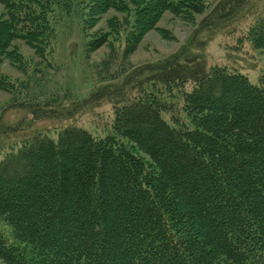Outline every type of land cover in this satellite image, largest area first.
<instances>
[{"label":"trees","instance_id":"16d2710c","mask_svg":"<svg viewBox=\"0 0 264 264\" xmlns=\"http://www.w3.org/2000/svg\"><path fill=\"white\" fill-rule=\"evenodd\" d=\"M120 1L103 6L121 10ZM242 1H219L177 51L130 66L123 58L145 24L164 10L191 20L202 9L185 0H131L133 8L123 7L126 33L111 23L104 36L89 31L96 0H0L8 10L0 55L11 63L22 57L8 38H22L46 60L52 55L57 7L78 8L86 55L112 34L122 45L120 58L113 45L95 65L99 85L81 101L69 93L19 101L20 93L29 96L28 83L0 74V89L20 88L5 109L31 115L25 127L0 124L10 137L0 142L4 264H264V87L208 65L202 52ZM246 39L264 50V12ZM103 101L113 115L102 137L70 123L16 139L32 121L66 120Z\"/></svg>","mask_w":264,"mask_h":264},{"label":"rangeland","instance_id":"374dc122","mask_svg":"<svg viewBox=\"0 0 264 264\" xmlns=\"http://www.w3.org/2000/svg\"><path fill=\"white\" fill-rule=\"evenodd\" d=\"M96 1L100 7L98 6L96 13L94 11L93 22H95L89 31L94 33L93 35L103 34V31L110 30L109 26L112 23L120 32L126 33L129 19L123 7H126L124 3L126 2L130 8H133L131 0L120 1L121 10L103 6L107 0ZM186 1L197 4L202 10L199 13H193L191 20H187L182 11L174 13L164 10L155 21L145 24L135 50L123 58V62H128L130 66H137L154 62L177 51L188 40L198 22L221 0ZM7 12L6 7L0 3V22L8 18ZM262 12H264V0H243L229 21L215 26L216 32L207 41L202 51L208 65H224L229 69H235L245 74L252 83L264 87V50L252 47L246 39L249 26ZM51 18L56 32L55 49L52 55H47V60L35 53V48L22 38L12 40L8 38L11 42L8 48L22 57V61L11 63L12 60L8 57L0 55L1 76L9 77L13 82H17L16 85L18 82L29 85V96L20 93L19 101L29 100L31 96L43 97L55 93L59 95L69 93V96L72 95L73 98L81 101L99 85L100 81L94 73V67L107 58L112 51L111 46H115L119 58L122 55L119 48L122 46L121 41H116L113 34L107 36V43L86 55L84 50L86 38L82 34V20L76 5L68 10L55 8ZM6 32L7 30L0 26V42L7 38ZM115 35L118 36V32ZM206 35L201 32L199 38L204 39ZM37 43L38 46L39 41ZM19 89L17 86L11 90L0 89V124L4 122L12 125L23 122L21 126L25 127L29 123L31 115L25 109L13 107L5 109L15 101L13 99L16 98V92ZM66 104H69V101H66ZM112 115L110 102L103 101L98 106L84 108L66 120L32 121L31 129L24 128L22 131H17L20 137L16 139L19 140L23 135H28L36 127L45 128L70 123L85 128L96 137H102L112 131ZM56 130L57 128L51 129L50 136L56 137ZM9 139L10 137L6 138L0 134V142L5 144ZM0 227L4 226L0 223ZM6 233L7 231L4 234ZM0 264L4 263L0 260Z\"/></svg>","mask_w":264,"mask_h":264}]
</instances>
